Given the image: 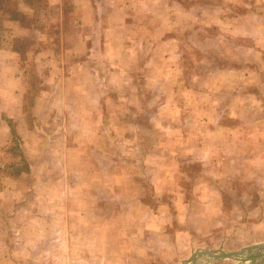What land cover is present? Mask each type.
Returning <instances> with one entry per match:
<instances>
[{"label":"crops","instance_id":"obj_1","mask_svg":"<svg viewBox=\"0 0 264 264\" xmlns=\"http://www.w3.org/2000/svg\"><path fill=\"white\" fill-rule=\"evenodd\" d=\"M34 1L35 4H42V10L33 12V7L36 8L33 0L31 3L17 0V8L13 10L12 17L0 21V115L3 118L5 115L10 119L13 118L14 123L19 124L22 123L23 117V96L26 89L24 72L28 64L33 65V72L41 80L39 83L41 92L45 95L46 108L49 107L48 105H53L54 98H57L54 93L49 98L50 92L61 91L64 94L69 86L74 84L77 85L71 87L70 91L79 92L76 103L78 106L82 105L79 96H81L80 92L85 90V86H82L81 82L74 83L72 79L80 80L81 76L89 75L93 71L95 73L100 69L98 65L92 70L85 52H71L62 49L63 47L59 53L52 50L51 36L56 34L60 44L62 41H67L63 30L67 24L61 12L66 4L70 5L67 7H73L75 20L73 19L72 28L79 36L78 44L82 40L80 36L86 32L96 34L98 31L103 52L97 62L101 63V59L109 61L114 74L127 72L134 67L129 59L133 60L134 64L136 55L134 52L140 49L137 39L142 28L145 34V30L149 27L155 26L161 30L160 37L151 39L150 43L156 45L159 58L164 59L168 55L167 51L171 50L169 46H175L177 51L181 48L178 44L181 38L185 37L183 30L185 31L188 25L192 24L190 22H193L189 16L190 8L183 0ZM203 9L207 10V15H210L203 22L206 26H213L230 39L241 41L242 44L246 41L248 43L247 37H253L256 43L255 57L264 58V6H256V4L248 6L246 1L242 0H217L209 1ZM50 11H54L55 15ZM228 11H237V13L234 15L224 13ZM3 13L4 9L0 8V16ZM184 15L189 18L186 19ZM18 39L24 40L27 46L22 52L16 49ZM150 43L147 42L140 50L147 52L148 48H152ZM34 66L37 72L34 71ZM232 67L228 75L233 80L238 79L240 73ZM38 69L41 72L43 70L44 75ZM256 87L261 91L264 84L258 83ZM59 97H61L59 105L66 108L75 105L64 101L63 95ZM250 102L263 108L262 114L251 120L254 129H249L250 125L240 124L236 130L225 127L223 135L225 134L231 141H236L233 150H236L237 159L236 164H231L228 159L229 162L224 165V169L237 170L240 174L245 172L248 174V179L250 173H254L252 176L254 175L255 182L246 185L240 200L244 208L245 203L252 204L250 202L252 197L256 200L249 207V212H242L247 215L245 216L247 219H251L248 223L254 230H248V233L254 234V238H247V230H213L223 213L217 207L219 204L210 213L207 211L205 215L200 213L199 216H194L195 222L191 214L184 218L180 206H174L173 203L174 207L171 209L176 194L167 189L166 177L143 179V175L139 176L137 173L140 170L137 164L130 165L128 182L132 188L126 195H123L119 186L121 174L117 172L116 168L119 164L116 162L107 170L113 177L108 184V187L111 185L113 191L111 192L110 189L109 191L112 194L103 193L104 186H107L103 184H100L103 185L101 193L92 190L94 189V186L90 187L94 185L92 182H97L99 178L104 181L106 177L105 173L101 175L96 173L94 181L91 179L92 182L90 181L87 187L93 192L81 193L77 200L71 199L72 196L65 185L59 189L58 194L52 193L48 196L47 190L56 188L59 180H54L53 185H51L52 181L46 182L41 192L35 188L39 187L35 174L42 171L51 172L55 165L49 160L53 161L55 154H62L58 150L52 152L46 143L37 146L35 136L39 132L30 128L27 132L30 137L33 136V140L29 141L33 143L30 154L37 159L33 160V166L29 167V171L21 179L32 180L33 173V185L16 183L20 187L24 186L27 193L25 198L15 192L11 196L14 199L15 212L16 208H20L19 216L23 222L21 226L18 225L19 230H0V237L3 238L0 241V264H190L193 258L202 264H220L224 259L212 260L206 252H228L255 243H264V97L257 94ZM63 116L60 118L46 114L43 121L47 125L54 121L53 119H59L66 124L64 130H68V125L72 122L77 124L76 131H69L67 134L65 132V139H72V145L65 146L63 161L68 171L75 172L72 176L77 175L85 181L83 184L85 188L89 179L83 172H95L97 164L87 162L89 149L83 146V141L98 135L96 136L94 131L85 130L87 121L81 116L72 122L69 120L71 116ZM89 123H92L91 120ZM0 124V131H4V121H0ZM13 132L16 133L18 141H23L25 144L28 142L27 137H21L16 131ZM13 132L11 131V138ZM43 136L46 137L44 133ZM0 137L2 138L1 134ZM73 143L77 146L73 147ZM174 168L176 166L172 164L171 169ZM1 196L6 195L3 193ZM2 199L5 201V197ZM217 200L215 198V202ZM7 201L9 206L13 200ZM22 201L29 202V205ZM32 201L38 206L37 211L31 206ZM76 201L75 210L73 204ZM15 216H18V213ZM48 218H52V223H56L55 230L50 226L49 228L44 226L40 231L34 230L33 222L38 223ZM75 218L79 230H72V225L75 223L71 224V222ZM203 218L209 230L195 228L197 219L199 226L202 227ZM186 219L189 220L190 228L185 222ZM207 259L212 262H205Z\"/></svg>","mask_w":264,"mask_h":264},{"label":"rangeland","instance_id":"obj_2","mask_svg":"<svg viewBox=\"0 0 264 264\" xmlns=\"http://www.w3.org/2000/svg\"><path fill=\"white\" fill-rule=\"evenodd\" d=\"M25 1L32 2V0ZM183 1L190 8L189 16L193 22H190L192 24L188 25L185 31L183 30L185 37L183 36L178 44L181 48L177 51L175 46H169L171 50L167 51V57L160 59L156 45H151L150 40L160 37L161 30L155 26L149 27L145 30V34L142 28L137 39L139 48L146 46L147 42L152 48H148L147 52L140 49L134 52L136 54L134 64L133 60L129 59L134 67L118 74L112 72L109 61L101 59V63L98 64L103 52L98 31L96 34L86 32L80 36L82 40L78 44L79 36L72 28L73 19L75 20L73 7H67L70 5L66 4V9L64 7L61 12L67 24L66 28L63 27L67 41H62L60 44L56 34L51 36L52 50L59 53L63 47L62 49L71 52H85L92 70L98 65L100 69H97L95 73L93 71L89 75L81 76L80 80L72 79L74 83L81 82L82 86H85V90L80 92L81 96H79L82 105L78 106L76 103L79 92L70 91L71 87L77 85L74 84L69 86L64 94L61 91L50 92L49 98L53 93L57 98H54L53 105H48L49 107L46 108L44 107L45 95L41 92L39 83L41 80L33 72V65L28 64L26 67L22 123H14L13 118L10 119L6 115L3 118L0 115V121H4L5 126L4 131H0L2 135V138L0 137V205H2L0 230H19L23 222L19 216L20 208H16L15 212L14 199L11 196L15 192L25 198L26 188L22 185H33V173L32 180L21 179L29 171V167L33 166V160L37 159L30 154L33 143L29 141L33 140V136L30 137L27 132L32 128V131L39 132L35 136L37 146H43L46 143L52 152L58 150L62 154H55L53 161L49 160L55 165L51 172L42 171L35 174L39 186L35 188L41 192L46 182L52 181L51 185H53L54 180H59L56 188L47 190L48 196L52 193L58 194L59 189L65 185L72 196L71 199L77 200L81 193L93 192L87 187L91 179L94 181L96 173L100 175L105 173L106 177L104 181L101 178L97 182L91 181L94 184L90 185L91 188L94 186L92 190L101 193L103 185H107L104 186L103 193L112 194L113 190L111 185L108 187V184L113 177L107 170L116 162L119 164L116 168L117 172L121 174L119 186L123 195H126L132 188L128 182L130 165L137 164L140 168L137 173L139 176L143 175V179L166 177L167 189L176 194L171 209L175 205L180 206L179 209L183 211L184 218L191 214L195 222L194 216H199L200 213L205 215L207 211L210 213L219 204L217 207L223 213L218 219L219 227L216 225L213 230H247V238H254V234L248 233V230H254L248 223L251 219H247V215L242 212H249V207L254 204L255 198L250 199L252 204L244 202L245 208L240 202L242 190L246 185H252L255 182L254 175L252 176L254 173L251 172L248 179V174L245 172L240 174L237 170L224 169V165L229 161L231 164H236L237 159L236 150H233L236 141L227 139L223 131L225 127L236 130L240 124L250 125L249 129H254L251 120L255 116H260L263 108L261 105L257 107L250 100H253L257 94L264 97V88L261 87L260 91L256 87L258 83L264 84V58L255 57L256 43L253 37H247L248 43L246 41L242 44L241 41L230 39L224 35L225 33L203 23L206 17L210 16L203 8L209 1L217 0ZM242 1H246L248 6L251 4L264 6V0ZM17 4V0H0V8L4 9L0 21L3 18L12 17ZM33 4H35L34 0ZM35 6L33 12L42 10L41 3ZM43 10H45L44 7ZM50 12L55 15L54 11ZM224 13L234 15L237 11ZM189 16H185L186 19ZM26 47L25 41L18 39L16 49L22 52ZM231 67L239 71L240 74L237 77L239 80H233L228 75ZM35 70L37 72L34 66ZM39 72L44 75L43 70ZM41 95L43 97L40 98ZM59 95H63L64 101L75 105L69 108L59 105L61 100V97L58 98ZM46 114L60 118H63V115H69L71 122L81 116L87 121L85 130L94 131L95 135H98L83 141V146L89 149L87 162L97 164L95 172H83L89 179L85 188L83 187L85 181L77 175L72 176L75 172L68 171L63 161L65 146L72 145V139H65V132L67 134L69 131H76L77 124L72 122L68 125V130H64L66 124L59 119H53L54 121L45 125L43 119ZM245 118L246 122H244ZM90 120L92 123H89ZM11 131H16L21 137H27L28 142L25 144L23 141H18L15 132L12 138L16 139H12ZM74 146L77 145L73 143ZM215 146L217 147L213 149ZM172 164L176 168L171 169ZM103 165L106 166L103 167ZM16 183H21V187ZM3 193L6 196H1ZM4 197L5 201L2 199ZM215 198L218 199L216 202ZM9 199L13 201L8 206ZM22 202L29 205V202ZM31 206L37 211L38 206L33 201ZM73 209H77V201L73 204ZM16 213L18 216H15ZM76 219L71 222V224L75 223L72 225V230H79ZM52 220L48 218L38 223L33 222V228L40 231L44 226L47 228L50 226L52 230H55L56 223H52ZM185 222L190 228L189 220L186 219ZM196 224L197 230H209L204 223V218L203 228L199 226L198 219ZM1 240H3L2 237H0ZM242 248L244 247L228 250V252H235ZM205 262L212 261L207 259ZM239 262V259H224L220 264H239ZM199 264L202 263L199 262Z\"/></svg>","mask_w":264,"mask_h":264},{"label":"water","instance_id":"obj_3","mask_svg":"<svg viewBox=\"0 0 264 264\" xmlns=\"http://www.w3.org/2000/svg\"><path fill=\"white\" fill-rule=\"evenodd\" d=\"M206 254L212 260L239 259V264H264V243L250 245L235 252L212 251ZM190 264H199V261L193 258Z\"/></svg>","mask_w":264,"mask_h":264}]
</instances>
